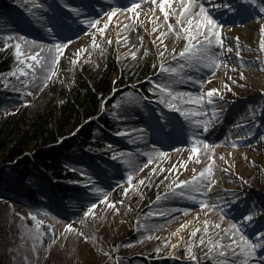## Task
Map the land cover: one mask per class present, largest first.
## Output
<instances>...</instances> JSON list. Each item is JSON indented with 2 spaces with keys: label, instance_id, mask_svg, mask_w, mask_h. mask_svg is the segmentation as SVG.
Returning <instances> with one entry per match:
<instances>
[{
  "label": "rangeland",
  "instance_id": "rangeland-1",
  "mask_svg": "<svg viewBox=\"0 0 264 264\" xmlns=\"http://www.w3.org/2000/svg\"><path fill=\"white\" fill-rule=\"evenodd\" d=\"M242 1L241 5L235 6L236 11H229L224 7H214L220 4L221 0H207L213 5L210 11L217 19L222 20L224 27L238 28L236 38L225 42L226 45H232L233 50L229 52L224 47L219 48L217 53L218 55L224 53L228 66L221 65L218 68L208 67L207 62L193 64L190 68L185 67L191 53L185 57L177 55L176 59L172 60L171 57L175 53L171 50L174 48L176 52H179L184 47L186 34L182 33L180 37H177L174 31L168 29L167 22L163 18V11L158 5H153L152 0H143V4L139 5L135 13L131 11L121 13L129 22L122 35L128 38L126 45L120 44L113 35L108 33L109 26L119 17L118 13L109 21V28L105 29V35L97 32L96 28H89L82 19H93L99 16L101 24L97 27H101L103 21L107 19L103 15L104 11L109 10L110 6L123 7L128 0H18L15 4H9L7 11L0 15V36L6 39L7 35L15 34L11 40H8L14 45L17 36L26 38L21 45L23 52L38 47L31 43L32 40L47 44L54 42L53 36L56 30L50 33V24L67 20L73 26V31H60V36L71 38L72 43L64 51L57 65L58 76L49 81L46 87L42 88L36 84L31 86V91L38 94H29L21 88V83L26 82L30 77L19 73L16 68L24 67L26 72H32V69L22 64L23 57L17 59V63L10 71L0 75L2 89L14 96L9 107L11 110L23 106L32 116L37 111H41L52 98H54L52 103L59 105L62 98L57 94L60 90L69 91L73 84V72L83 66L93 72L99 71L104 68V59L114 61L118 69L116 78L118 74L128 77L138 62L151 52L158 66L157 72L151 77L161 80L159 69L161 57L158 55L161 51L164 52L162 59L167 66L177 67L182 74L186 73L194 77L193 80L188 81L185 76V82L178 85L179 89L192 93L191 99L195 98L201 87L205 91L207 88L215 87L221 90L226 102L219 104L218 116L210 115L211 106L208 108V114L202 112L198 114L201 106L189 102L186 106L192 111L184 116L174 109L167 108L159 99L148 101L149 99L144 96L140 88L135 87L138 83L115 88L113 92L119 91L123 95L108 113L113 129L107 130V134L117 140L114 144L106 145L107 147L102 148L101 151H97V148L92 149L99 154L104 151L103 155L107 158L104 160L108 164V171L99 173L98 176L100 174L101 176L97 179L92 178L95 186L103 188L104 193L92 192V185L86 184V180H83L64 182V184L85 188L86 193L83 199L63 200L58 206L49 204L47 201L33 205L19 196L8 197L9 200L3 199L4 201L0 198V264H121V262L122 264H145L149 261L165 264V260H175L180 264H194L185 247L187 244H193V241L195 243L192 251L198 257V264H220L223 258L218 255H205L207 240L205 245H200L198 242L201 237L207 238L220 233V228L210 223L209 233L200 231L196 237L191 236L193 228H202L203 220L220 221L219 211H207L199 206L200 199L205 196L210 202H215L224 208L226 217L220 221L222 228L227 227L232 221H237L241 223L245 235L254 241L258 240L257 233L264 231V218L257 215L260 204L258 196L264 195V188L261 185L264 180V96H248L251 89L248 78L252 68L246 65L241 66L236 52L239 51L243 60L248 61L244 46L243 27L247 22L245 18L251 16L264 26V12L260 11V8L264 6V0H256L255 3L250 0ZM142 6L145 7V13L141 10ZM77 9H80L83 14L80 19L76 18L80 15ZM175 20V15L169 17V21ZM148 21H157L159 33L164 31L166 36L145 35L141 28ZM118 27L112 29L114 35L115 28ZM93 33H96V43L100 45L99 48L92 44ZM261 35L264 34L261 33ZM106 37L112 38L111 43ZM141 37H143L142 40ZM157 38L167 45V50L155 42ZM2 41L3 39L0 40ZM76 50H81L82 54L79 60L72 64ZM132 51H136V57L130 55ZM255 53L260 57V62L264 63V50L259 49ZM36 72L38 78L44 74L40 65H36ZM241 72L244 73L243 76L240 75ZM262 72L264 74V70ZM209 73H215V75L210 82L201 86L197 82L198 79L207 77ZM226 82L231 85V90L227 88ZM149 87H153L150 80L147 85V88ZM152 94L159 95V93ZM216 99L219 98L216 97ZM26 100L31 103L26 104ZM187 100L189 98L185 97L182 103ZM118 116L122 118L118 119ZM158 117L161 118L159 121ZM167 117H171L173 123L169 124ZM201 120L209 121L207 132L203 131L199 123ZM158 124L164 125L163 132L157 127ZM125 128L134 131L127 135L118 134ZM249 130L253 135L247 134ZM193 135L198 139L208 140L215 148L216 184L207 194L203 191H195L192 186L185 187L178 183L181 179L188 180L196 174L193 169L199 170L207 163V156H202L200 163L190 158ZM141 136L144 138L141 139ZM233 142L237 144V147H232ZM155 147L167 151L168 157H154L153 164L136 173L132 188L128 189L127 195H124L123 190L128 187L126 173L129 169L125 163L128 155L146 163L148 154L153 152ZM199 147L200 152L196 155H201L205 151L203 146ZM116 152L125 153L124 160L114 159L113 153ZM221 153L224 154V159L219 158ZM82 154L83 157L87 156V150H82ZM185 160L188 161L186 166L180 163ZM79 163L81 165L85 162L79 158ZM173 164H177V168H172ZM161 165L164 171L150 172L151 168H159ZM89 175L95 177L91 172L87 173V176ZM141 177L149 179L145 180L144 184L137 185L136 182ZM240 177L244 179L241 180ZM197 183L199 184L200 181L198 180ZM26 186L32 187V184L27 183ZM224 189L228 191H221ZM233 193L238 198L234 199ZM104 194L108 195L109 200L117 202L115 207L103 201ZM217 195H221L227 205L220 204V201L216 200ZM157 197L160 198L157 199ZM92 198H97V209L94 210L97 214L94 217L89 216L87 224L81 225L80 221L84 218L85 211L83 205ZM120 201L123 203L121 204ZM117 207L120 208L119 212L115 210ZM184 209H191V211L185 212ZM250 211L255 212L256 215L251 222L244 221L243 216ZM30 212L44 221L39 232L35 229V220L28 215ZM153 213L160 214L153 215ZM197 213L200 214L198 218ZM186 220L191 223L184 228L181 235L183 240L176 244L181 237L177 238V234L172 235V233ZM67 223H74L76 228H81L89 239L85 240L75 231H67L65 228ZM145 226L150 232L146 231ZM165 239L170 240L167 246L163 243ZM172 244H176V247H171ZM256 260H264V249L258 250V257L254 258V264ZM228 264H230V258Z\"/></svg>",
  "mask_w": 264,
  "mask_h": 264
},
{
  "label": "snow or ice",
  "instance_id": "snow-or-ice-1",
  "mask_svg": "<svg viewBox=\"0 0 264 264\" xmlns=\"http://www.w3.org/2000/svg\"><path fill=\"white\" fill-rule=\"evenodd\" d=\"M143 2V0H128V3L123 6H110L109 10L104 11L103 15L107 18L103 21V25L101 27H97L101 24V20L99 16L93 19L83 18L82 22L89 25V28H96V31L99 32L101 35H105V29L109 26V21L116 15V13H126V12H136L139 5ZM244 2H249V0H244ZM250 2L255 3L256 0H250ZM153 5H158V7L163 11V18L164 21L167 22V28L174 31L177 37H180L183 34H186V43L184 47L179 51L176 52V49H172L171 51L175 53L171 58L172 60L176 59V56L185 57L187 54H192L189 60L186 62L185 67H192L193 64H200L207 62L208 67L210 68H218L221 65L228 66V61L224 56V53L217 54L219 48L226 47L229 52L233 50V46L225 44L224 35L222 29L224 28V24L220 19H217L216 16L212 11H210V7H213L207 0H152ZM69 6L70 5H66ZM43 7V5H41ZM214 7L220 8L224 7L227 8L229 11H236L235 6L232 4L231 0H221V3L215 5ZM261 12H264V6L260 8ZM77 12L80 13L77 16V19H80L83 15L80 9H77ZM139 15V13H137ZM175 15L176 20L169 21V17ZM159 27L158 24L153 27V32L156 31V28ZM53 30L55 31V35L53 36V43L47 44L44 42H37L36 40H32L31 43L34 45H38L36 49H29L28 52H23L21 45L22 42L26 39L24 37L17 36L15 39V53L17 59L23 57L22 64L26 65L28 69H32L31 73L26 72L24 67H19L18 71L21 74L29 76L30 79L26 82L21 83V88L28 92L29 94L36 95L38 93H34L31 91V86L33 84L40 85L42 88L46 87L49 81L53 80L54 77L58 76V69L57 65L59 64L61 56L64 54V51L68 48V46L72 43V39L69 37H61L60 31H73V26L67 20H61L59 22H55L49 25V32L51 33ZM182 30V32H181ZM260 32L264 34V26L261 27ZM15 34L7 35L6 39L3 41V46L7 48L9 46L8 40H11ZM160 37L166 36L164 31L159 33ZM96 33L92 34V44L94 47L99 48L100 45L96 43ZM109 43H111V37H106ZM143 37H141V40ZM238 39V38H237ZM156 43H159L162 48L167 50V45L160 40L159 38L156 39ZM259 47L261 50H264V35H262L260 39ZM81 50H76V55L72 58L71 63L75 64L79 57L81 56ZM132 57H136V51H132L130 53ZM161 57V61L159 64L160 74L162 76L161 80L153 79L152 77H146L151 81L153 87L149 89L152 93H159L156 96V99H159L161 103H164L167 108L174 109L176 112H179L181 115L187 116L192 109L188 108L186 104L188 102L194 103L199 108V113L208 114V108L211 106V113L212 116H218L220 113L219 104L225 103L223 99V95L220 89L211 87L207 88L205 91L203 87L200 88L198 93L195 95L194 99L192 98L191 92H186L178 88L180 83L185 82V76L187 77L188 81L194 79L192 75H187L186 73H181L178 71L177 67H169L163 61L164 52L161 51L158 53ZM236 56L238 58V62L241 66H249L251 67L257 60L260 58L250 59L249 61L245 62L241 56L239 51L236 52ZM32 61V62H30ZM36 65H40V67L44 70V74L42 77L37 76L36 72ZM260 68L264 70V63H260ZM233 70H235L233 68ZM167 73L168 75H164ZM15 75V73H13ZM215 75V73H209L207 77H201L198 79V83L203 86L206 82H210L211 78ZM241 76L244 75L243 72L240 73ZM226 86L229 90H231V85L227 84ZM264 91V89H262ZM188 97L189 100L184 101L182 100ZM218 97L219 99H216ZM115 99V97H113ZM26 104H30L31 101L26 100ZM107 103L105 99H102L101 104L102 106ZM118 119L122 118L120 116L117 117ZM91 119V118H89ZM158 121L161 119L160 117L157 118ZM168 123H173L171 117L166 118ZM203 131L207 132L209 128V121L208 120H201ZM157 127L161 132L164 130L163 124H158ZM134 131L133 129H121L118 133L120 135H127L129 132ZM249 136L253 135V133L249 130L247 133ZM141 139L144 137L141 136ZM192 143L190 144L191 152L190 158L195 159L197 163L201 162L202 156H207V163L204 167L199 170L193 169L196 173L195 175L191 176L188 180H178L179 185H183L185 187L192 186L195 191H203L205 194L212 190V186L216 184V178L214 176V169L216 167V154L215 148L211 143H209L206 139H198L197 136H192ZM203 146L205 151L201 155H196L200 152V147ZM232 147H237L235 142L232 143ZM229 155H232L229 153ZM246 156V154H245ZM125 153L123 152H116L113 153V158L124 160ZM154 157H168V152L163 150L162 148L155 147L154 151L148 154L147 162L144 163L132 157L130 154L128 155V159L125 160V163L128 166V171L126 173V182L128 187L123 190V194L127 195L128 189L132 188L134 176L137 172L143 171L144 168L148 167V165L153 164ZM220 159H224V154L221 153L219 156ZM183 165H187L188 161H181ZM254 163V161H253ZM172 168H177V164H173ZM158 171H164L163 166L161 165L159 168L153 167L150 169L151 173H157ZM171 171V169H169ZM82 175L86 176V184H91L92 192H99L104 193V189L100 187H96L92 181V178L87 176L86 173H82ZM148 177H141L139 181H137V185L144 184L145 180H148ZM167 179V177H165ZM243 180V177H240ZM200 181L198 184L197 181ZM223 192L228 191L227 189L221 190ZM160 197H157L159 199ZM233 198H238L235 193H233ZM88 199V197H85ZM216 200L220 201V204L227 205V202L224 201L221 195L216 196ZM103 201L106 202L109 206L115 207L116 201L109 200L107 194L103 195ZM122 204L123 201H120ZM199 206L202 209H206L207 211L217 210L220 212V221H222L226 217V213L224 208L220 207L215 202H210V200L205 196V198H201L199 201ZM85 211L83 213L84 218L81 219V225L87 224V218L89 216H96L97 209V198L89 199V202L83 205ZM131 207V205H129ZM117 212L120 211V208H115ZM185 212L191 211V209H184ZM160 213H153V215H158ZM207 214V212L205 213ZM28 215L35 220V229L39 232L40 226L44 224V221L39 219L36 214L30 212ZM197 218L199 217V213L196 214ZM255 212L250 211L246 215L243 216L244 221L251 222L253 220ZM21 216L23 214L21 213ZM220 221H209L207 219L203 220L202 228H193L191 232L192 237H196L197 233L203 231L204 233H209L211 229L208 227L210 223L214 224L216 228H220L221 232L218 234H213L212 236H208L207 238L201 237L199 239L200 245H205V240H207V253L205 255H218L219 257L223 258L220 260V264H228L230 258V264H254V258L258 257V250L264 249V231H260L257 233L258 240L254 241L249 236L244 234L242 230L241 223L237 221L230 222L227 227H221ZM191 221H185L183 224L180 225L179 228L176 229L172 235L178 234L182 229L187 227ZM67 231H75L80 236H83L85 240L89 239V236L85 234V232L81 228H76L74 223H67L65 225ZM146 231L150 230L145 226ZM183 240V237L180 240L176 241V244H179ZM55 242L54 240L52 241ZM164 245H169L170 240L165 239L163 241ZM195 241H193V244ZM176 244H172L171 247L175 248ZM193 244H187L185 247L188 250L189 256L194 264H198V257L192 251ZM159 251V249H157ZM114 259H118L114 257ZM255 264H264V260H256Z\"/></svg>",
  "mask_w": 264,
  "mask_h": 264
},
{
  "label": "trees",
  "instance_id": "trees-1",
  "mask_svg": "<svg viewBox=\"0 0 264 264\" xmlns=\"http://www.w3.org/2000/svg\"><path fill=\"white\" fill-rule=\"evenodd\" d=\"M17 1L0 0V15L7 11L9 4ZM2 39L4 41L5 38L0 36ZM3 41L0 42V75L10 71L17 63L15 45L8 41L9 46L5 48ZM157 70V62L151 52L138 62L128 77L118 74L116 78L118 69L109 59H104V68L99 71L93 72L83 66L73 72V84L69 91L58 92L57 95L62 98L59 105L53 104L52 98L32 116L23 106L9 109L14 96L0 85L1 200L19 196L33 205L47 201L56 206L61 205L63 200H82L86 190L64 182L86 180L82 173L88 172L95 175L89 177L97 179L101 176H98L99 173L108 171L105 152L99 154L92 149L101 151L117 140L106 133V130L113 129L108 113L123 95L113 90L138 83L135 87H139L145 97L156 99L157 95L149 91L150 87L147 88L149 79L146 77H151ZM102 99L107 101L103 106ZM84 149L88 153L85 157L82 154ZM79 158L85 163L80 165ZM27 183H31L32 187L26 186ZM261 185L264 188V180ZM258 197L257 215L264 217V195ZM164 262L180 264L175 260Z\"/></svg>",
  "mask_w": 264,
  "mask_h": 264
},
{
  "label": "bare ground",
  "instance_id": "bare-ground-1",
  "mask_svg": "<svg viewBox=\"0 0 264 264\" xmlns=\"http://www.w3.org/2000/svg\"><path fill=\"white\" fill-rule=\"evenodd\" d=\"M231 1H233L232 4L234 6H239L243 3L242 0H231ZM174 2H175V0H174ZM141 4H143V2ZM141 10L144 11V13L146 12L144 6H142ZM118 14H119V17L109 26L110 28L108 27L109 28L108 33L110 35H113L114 38L117 39L120 44L126 45L128 43V38L122 37V35L124 34L123 30L126 28V26L128 25L129 22H127V20L125 19L124 16H122L121 13H118ZM118 14H117V16H118ZM245 19H246L245 21H247L243 27L244 37H245L244 46H245V51H246L245 57L249 61L250 59L260 58L256 55L255 52H256V50L260 49L259 44H260V39L262 36L260 29L262 27V24L259 21L254 20L251 16L246 17ZM125 20H126V22H123ZM156 24L159 25V23L157 21H148V22L144 23V25L141 28L142 32L145 35H148L150 37H160L159 36V27L156 28L155 32H153V27L156 26ZM116 26H119V27L115 28L116 33L114 35L112 29ZM237 31H238L237 27L225 26L222 29L225 42H227L226 40L235 39L237 36ZM38 41H40V39H38ZM260 63H261L260 60H257L251 66L252 71L249 74V78H248L249 84L251 87L250 93L248 95L249 97H258V96L263 97L264 96V91H262V89H264V74L262 72V69L260 68ZM17 69L18 68H16V70ZM176 229H175V231H176ZM183 231H184V229H182L177 234V238L181 237V235L183 234Z\"/></svg>",
  "mask_w": 264,
  "mask_h": 264
}]
</instances>
